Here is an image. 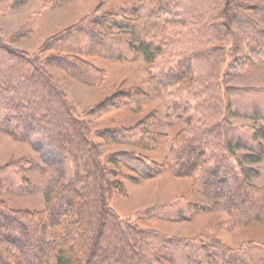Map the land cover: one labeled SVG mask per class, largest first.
Listing matches in <instances>:
<instances>
[{
	"label": "trees",
	"instance_id": "obj_1",
	"mask_svg": "<svg viewBox=\"0 0 264 264\" xmlns=\"http://www.w3.org/2000/svg\"><path fill=\"white\" fill-rule=\"evenodd\" d=\"M181 2L135 0L134 6L117 13L86 17L47 39L35 54L11 52L0 40V129L21 141L32 130L48 131L78 176L47 190L44 209L30 212L8 208L3 198L29 191L27 163H7L0 169V264H212L210 247L217 245L206 236L207 230L176 238L142 228L138 222L179 221L189 219L192 211H223L228 232L264 223V185H254L257 171L243 166L261 160V146L256 144V153L237 155L246 146L233 138L243 127L228 120L234 115L230 106H224L225 96L216 82L225 59L224 42L230 35L225 22L238 18L236 26L254 38L257 49L264 48V33L237 12L243 0H199L198 9L188 12L182 11ZM23 3L0 0V14ZM158 10L163 12L154 16ZM19 34L25 36L24 31ZM136 54L147 64L155 90L172 88L176 98H183L184 123L168 139L156 130L154 111L132 128L92 133L86 118H102L115 111L138 115L148 102L147 94L138 89L117 91L79 113L45 68L98 87L106 74L89 59L131 61ZM204 64L208 68L201 75L199 67ZM189 103L196 106L191 115L186 112ZM244 131L250 142L264 139L260 128L245 127ZM95 136L102 137L106 146L121 144L131 151L102 156ZM162 140H167L168 149L157 163L145 154L155 152ZM122 168L137 175L131 181L164 171L188 179L191 199L181 197L142 211L134 219H121L107 205L106 196L112 190L125 192L119 180L125 178ZM220 247L221 264H264V243Z\"/></svg>",
	"mask_w": 264,
	"mask_h": 264
},
{
	"label": "rangeland",
	"instance_id": "obj_2",
	"mask_svg": "<svg viewBox=\"0 0 264 264\" xmlns=\"http://www.w3.org/2000/svg\"><path fill=\"white\" fill-rule=\"evenodd\" d=\"M198 1L182 0L180 8L183 12L197 10ZM134 5L135 0H65L60 3L25 0L22 5L0 14V40L11 52L22 51L26 54H35L47 39L68 30L86 17L113 14ZM162 12L158 10L153 14L159 16ZM237 12L246 16L264 33V0H243L242 7L237 9ZM235 22H239L238 18L232 17L229 23L225 22L230 35L224 42L225 59L217 72L216 82L219 91L225 96L224 106H230V112L234 115L228 116V120L235 127H243L233 138L234 141L239 138V142L246 146L238 151L237 155L256 153L258 152L256 144L261 146L263 152L261 160L256 164L243 165L257 171V176L252 179V182L260 187L264 185V139L259 138L250 142L244 129L252 127L264 131V48L263 50L254 48L252 44L254 38L244 33ZM25 26L26 30L22 28ZM20 31L25 32L24 37L19 34ZM146 42L155 43L149 40ZM39 55L43 58L48 53ZM89 62L106 74L105 81L98 87L74 81L61 70L45 65L56 86L65 94L77 112L82 113L95 107L117 91L138 89L148 96V102L142 113L138 115L115 111L102 118H86L92 133L132 128L151 111L157 114L156 130L167 136V139L182 127L183 98H176L172 88L164 92L154 89L149 83V69L141 54H136L131 61L111 62L91 58ZM207 68L206 64L199 67L201 75L204 71L206 73ZM227 98L230 99L227 100ZM189 104L190 106L186 108L187 115L193 114L196 107L193 103ZM248 108L250 112L245 110ZM1 118L0 115V120ZM24 137H26L25 141L16 140L0 129V169L7 163L24 161L27 163L25 166L30 184L26 194L17 196L10 194L3 198L8 208L35 212L44 209L43 196L47 190L63 180H77L78 176L69 159H66L59 149L54 136L48 131L38 128L24 134ZM95 141L102 156L107 154L114 156L131 151L126 145L106 146L103 138L99 136H95ZM167 149V140H162L155 152L142 154L161 163ZM248 149L252 151L248 152ZM138 169L141 170V167L139 166ZM122 174L125 178H119V180L125 192L112 190L106 196L107 205L121 219H134L142 211L174 203L181 197L191 199L190 180L177 179L167 171L150 178L137 177V181H131L137 175L129 169L122 168ZM109 180L113 178L109 176ZM170 215L173 217L174 213ZM227 221L228 216L223 211L207 214L192 211L189 219L185 220L158 219L154 222L139 221L138 224L142 228L155 229L163 235L176 238L197 236L207 230L206 236L217 245L210 247L212 264L222 262L221 244L236 248L248 241L264 243V223L228 232L224 229Z\"/></svg>",
	"mask_w": 264,
	"mask_h": 264
}]
</instances>
